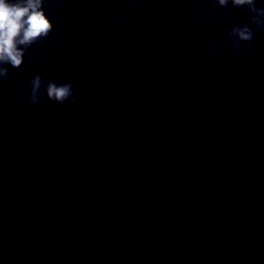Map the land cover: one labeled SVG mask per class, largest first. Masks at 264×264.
Masks as SVG:
<instances>
[{
  "label": "water",
  "instance_id": "obj_1",
  "mask_svg": "<svg viewBox=\"0 0 264 264\" xmlns=\"http://www.w3.org/2000/svg\"><path fill=\"white\" fill-rule=\"evenodd\" d=\"M60 3L45 10L48 38L0 80V264H264L254 14L214 0ZM245 23L254 39L237 52L229 33ZM35 76L71 83L72 97L30 103Z\"/></svg>",
  "mask_w": 264,
  "mask_h": 264
},
{
  "label": "clouds",
  "instance_id": "obj_2",
  "mask_svg": "<svg viewBox=\"0 0 264 264\" xmlns=\"http://www.w3.org/2000/svg\"><path fill=\"white\" fill-rule=\"evenodd\" d=\"M220 7H227L231 3L236 8H247L254 15L252 23L258 29L264 30V8L258 7V0H214ZM55 4L59 9L60 0H0V80H6L9 69L16 70L22 64L26 50L33 45L45 41L51 33L49 17L45 10L49 4ZM133 6L129 0L128 7ZM124 19L123 16L120 17ZM234 40V50L239 52L242 43L250 44L254 39V32L247 23L233 27L229 33ZM215 44L211 51L215 52ZM46 93L50 100L58 103L70 99L73 95L71 83H45L41 77L35 76L29 82V102L35 104L39 96ZM251 264L252 257H246Z\"/></svg>",
  "mask_w": 264,
  "mask_h": 264
}]
</instances>
